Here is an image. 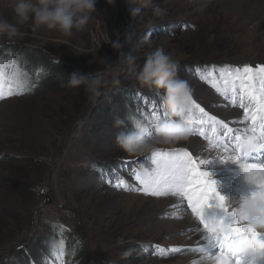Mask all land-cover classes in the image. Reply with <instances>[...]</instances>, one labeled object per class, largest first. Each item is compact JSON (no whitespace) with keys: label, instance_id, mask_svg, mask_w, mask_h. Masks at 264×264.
<instances>
[{"label":"rangeland","instance_id":"obj_1","mask_svg":"<svg viewBox=\"0 0 264 264\" xmlns=\"http://www.w3.org/2000/svg\"><path fill=\"white\" fill-rule=\"evenodd\" d=\"M153 4L167 14L151 25V8L135 3L139 13L132 17L125 0H115L112 5L97 0L88 25L81 31L73 30L71 36L43 27L34 31L29 21L18 25L20 37L0 39V46L13 52L29 51L34 58L56 64L55 72H50L47 62L37 66L25 56H0V71L6 80L15 75L26 86L23 94L0 100V264H39L48 257L52 264H191L188 255L196 252L194 249H208L213 244H199L200 238L194 236L197 243H188L181 233L185 221L191 222L188 229L192 234L197 228L199 236L203 231L185 204L187 198L182 202L183 211L178 212L170 205L177 197H153L116 186L126 179L128 186L135 183L142 189L132 173L152 168V154L159 149L187 150L207 169L229 211L243 202L231 187L235 181L232 156L220 150L224 148L203 141L199 132L158 144L142 154L129 153L117 145V133L139 131L130 121L146 124L145 116L153 108L160 120L176 121L163 104V89L141 86L129 67L121 69L119 65L109 70L107 86L95 99H90L83 87L67 86L74 71L102 70V59L115 62L117 53L111 43L123 41L131 27L136 33L134 45H126L125 51L134 58V66L142 67L146 54L158 47L173 52L178 61L177 78L188 85L191 106L194 102L229 127H240L243 109L232 106L225 96L219 97L201 77L205 69L213 67L264 65V35L254 28L256 21L249 16L245 0H153ZM0 18L16 23L11 0H0ZM28 79L33 82L28 84ZM137 88L148 91L144 94L158 91V95L140 96L139 110L133 105L138 118H132L130 112L124 114L136 99L135 92L139 94ZM153 99L157 102L152 106L149 102ZM194 113L198 115L195 109ZM117 119L122 122L119 127L114 123ZM107 165L108 174L103 170ZM142 198L170 202L157 210L147 209L138 206ZM146 203L151 206V202ZM178 217H182L180 221ZM60 235L74 236L79 251L70 249ZM46 239L55 243L46 246ZM154 244L165 247L162 254L152 253ZM214 246L212 253L217 254L220 249ZM59 252L62 255L58 256ZM201 263L211 264L197 258L195 264Z\"/></svg>","mask_w":264,"mask_h":264},{"label":"snow or ice","instance_id":"obj_2","mask_svg":"<svg viewBox=\"0 0 264 264\" xmlns=\"http://www.w3.org/2000/svg\"><path fill=\"white\" fill-rule=\"evenodd\" d=\"M215 72L219 73L218 77L214 75ZM205 73L201 78L208 80L217 93L230 99L233 105L243 109L244 121H251L252 127L246 128L241 135L239 129H233L225 122L209 116L194 102L185 122L193 126V132H199L208 139L210 146L230 151L231 161L239 162L240 168L249 183L255 186V190L238 208L229 211L225 198L216 191L215 181L209 179L207 172L198 168L192 155L183 148L154 152L152 163L156 168L148 170L146 179H142L138 173L135 174L136 179L143 185L142 189H132L123 181L116 186L129 191H143L145 195L154 197L171 195L181 200L186 197L192 213L203 225V240L210 245L214 243L220 249L214 256L206 247L193 251L206 253L203 259L213 264H244L241 259L228 255L227 249L233 243H246L264 252V233L257 231V224L264 227V160L256 162L254 159L257 154H264V65H225L219 69H205ZM25 87V82L18 76L14 75L6 80L5 73L0 71V100L6 96L23 94ZM192 109H195L198 115L193 113ZM184 116L182 112L181 117ZM146 119L147 124L139 121L136 123L137 129L143 131L146 137L153 134L154 126L169 122L166 119L160 120L155 108ZM205 125H208L207 129ZM257 128L260 130L258 135ZM233 142L235 147H229ZM213 200L216 201L215 204L211 203ZM210 209H219L222 215L217 216L214 211L210 215ZM227 217L237 219L229 222ZM195 231L201 230L197 228ZM162 252L163 250L161 254ZM57 255H62V252Z\"/></svg>","mask_w":264,"mask_h":264},{"label":"clouds","instance_id":"obj_3","mask_svg":"<svg viewBox=\"0 0 264 264\" xmlns=\"http://www.w3.org/2000/svg\"><path fill=\"white\" fill-rule=\"evenodd\" d=\"M109 5L115 0H106ZM130 6L129 13L132 17L137 16L139 8L133 6L138 3L143 8H151V18L148 24L155 20H163L166 10L153 4V0H125ZM97 0H11V7L16 23H10L7 19L0 18V39L7 38L13 40L22 35L18 25L32 22L33 30L41 27L48 30H56L65 36H71L73 30L81 31L89 23L92 14L96 12ZM135 31L129 27L124 33V40L111 43L112 48L117 53V60L109 63L106 59L103 69L95 72L81 73L74 71L67 81L70 88H81L89 94L90 99H95L101 95V89L107 86L106 76L114 65H119L121 69L129 67L136 80L141 86L163 89V104L172 116H181L190 111L191 93L188 85L177 78L178 61L173 52H166L163 47H158L154 51L146 54L142 67H136L134 58L125 51V46H133ZM183 119L175 122L160 123L154 134L146 137L143 131L133 133L118 132L116 143L119 147L129 153H145L152 151L158 144L172 143L180 139H187L190 128ZM115 126L119 127L121 121L117 119ZM257 229L264 230L257 224ZM227 253L232 258L241 259L244 264H257L264 260V252L249 246L246 243H233L227 249Z\"/></svg>","mask_w":264,"mask_h":264},{"label":"bare ground","instance_id":"obj_4","mask_svg":"<svg viewBox=\"0 0 264 264\" xmlns=\"http://www.w3.org/2000/svg\"><path fill=\"white\" fill-rule=\"evenodd\" d=\"M222 3H227V2H231L232 3V1H236V0H220ZM249 2V0H245V3L247 4V8L249 9V16L250 17H253V19H254V21H256V24H255V29H257V30H259V31H261L262 33H263V35H264V0H250V2ZM251 20V19H250ZM244 37H246L247 38V36H246V34L244 35ZM243 37V38H244ZM249 38V37H248ZM250 39V38H249ZM262 39H263V37H262ZM248 40V39H247ZM249 41V40H248ZM234 59V58H233ZM240 59V58H239ZM238 60V59H237ZM30 82H32V80H30ZM137 91L139 92V94H137L136 92H135V94H134V96H135V100H132V103H133V105H134V107L135 108H137V110H139V106H141V105H139V98H140V96H144L145 95V98H150V97H152V98H154V95L156 96V94L158 95V91H154L153 90V94L151 93V92H149V93H146V94H144V92H148V91H142V90H140V88H137ZM126 93V92H125ZM150 96V97H149ZM144 98V97H143ZM157 102V100L156 99H153V101L152 100H150V102H149V104H151V103H153V102ZM139 105V106H138ZM162 106V105H161ZM259 128H257V130H256V132H257V135L259 134ZM237 155H239V153H237ZM225 159V158H224ZM227 159H229V158H227ZM254 159H255V161L256 162H260V161H262V160H264V154H257L255 157H254ZM251 160H252V158H250V162H251ZM225 161V160H224ZM228 161V160H227ZM231 163V162H230ZM232 166H233V168H232V171H234V174H233V177H234V182H233V185L231 186L232 187V189H233V193L234 192H237V194H239L240 195V200H244V199H246V198H248L249 196H250V194L255 190V186L254 185H252L251 183H249V181H248V179H247V177H246V174L243 172V170L240 168V166H239V162H233L232 161V164H231ZM112 166H114V165H112ZM115 167V166H114ZM104 169L103 170H108L107 171V173L106 174H108L109 173V170H110V168H109V165H107L106 167H103ZM112 172H115L114 171V168H113V170H112ZM233 173V172H232ZM100 175V174H99ZM102 177V176H101ZM232 177V178H233ZM100 178V177H99ZM110 178H111V176H110ZM233 180V179H232ZM154 197V196H153ZM166 200V199H165ZM147 201H149V202H151V206L149 205V206H146V205H148L146 202ZM164 202H167V203H169L170 201H164V199H160V200H148V199H146V198H142V200L138 203L139 205V207H146L147 209H148V207H152L153 209H155V210H157L159 207H161L162 206V204L164 203ZM166 203V204H167ZM153 205V206H152ZM170 205L172 206V208L173 209H176V210H178V212H182L183 211V208L184 207H182V201H181V199L180 198H175V199H172V202L170 203ZM160 209V208H159ZM209 211H212V209H210ZM212 213H213V211H212ZM170 214V213H169ZM171 215V214H170ZM182 217H178V218H176V220H178V221H180V219H181ZM229 218V222H233L234 221V217H228ZM258 218V217H257ZM182 224V227L184 226L185 228H183V229H181V233L182 234H184V237H186L187 236V238H185V239H187L189 242L188 243H193V244H196L197 242L196 241H194L193 239H192V236H194V237H196V238H200V240H201V242H200V240H199V244H203V238H202V235L201 236H199L197 233H196V231L194 230V234H192V231L190 230V229H188V228H190L191 226H189V224L191 225V222L190 221H185V223H184V225H183V223H181ZM193 224V223H192ZM178 226V225H177ZM187 228V229H186ZM260 232H262V233H264V230H260ZM205 242V241H204ZM183 243V242H182ZM185 243V242H184ZM205 245H206V243H205ZM212 245V244H211ZM214 246V243H213V245L212 246H210V247H208V251H209V253L211 254V255H216L215 253H212V252H214L211 248ZM215 247V246H214ZM151 248V247H150ZM206 255V253H203V252H193V253H191L190 255H188V260H187V262H190L191 264H195V262H196V260H197V258H198V260H204L203 259V257ZM201 262H203V261H201ZM211 262V261H210ZM202 264V263H201ZM211 264H213V262H211ZM257 264H264V260H260V261H258L257 262Z\"/></svg>","mask_w":264,"mask_h":264},{"label":"trees","instance_id":"obj_5","mask_svg":"<svg viewBox=\"0 0 264 264\" xmlns=\"http://www.w3.org/2000/svg\"><path fill=\"white\" fill-rule=\"evenodd\" d=\"M0 49H1L0 50V56L7 57V58H14V57H17L18 58L19 56L20 57L25 56V57H27V59H29L28 61L30 63L33 64L35 62V64L37 66L40 65V64H43L44 62H47L45 65H48L50 72H55V69H56V64L55 63H53V62L51 63V62H48V61H45V60H39L37 58H34V56L32 55V53L29 52V51H24V50L19 49L18 51H14L13 52L9 47H7L5 45L0 46ZM19 51H21V52H19ZM29 80H31V79H28V81ZM127 108H128V111H126V113L124 115H126L128 112H130L132 118H138L137 112L134 110V107H133V104L132 103H129V105L127 106ZM143 120H144V118H143ZM125 121H128V120H125ZM138 121H140V120H137V121H132L131 120L130 122L137 123ZM127 125H129V123H127ZM60 237H63V239L65 240L67 246L70 249H73L74 252L77 253L79 251L80 245L78 244V241H77V239L74 236L60 235ZM54 243H55V240H53V239L52 240L51 239H46L45 240L46 246H50L51 244L53 245ZM77 255H80V254L78 253ZM26 259H29V257L26 256Z\"/></svg>","mask_w":264,"mask_h":264}]
</instances>
